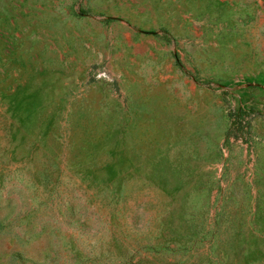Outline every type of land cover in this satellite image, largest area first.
Returning a JSON list of instances; mask_svg holds the SVG:
<instances>
[{"label": "rangeland", "instance_id": "1", "mask_svg": "<svg viewBox=\"0 0 264 264\" xmlns=\"http://www.w3.org/2000/svg\"><path fill=\"white\" fill-rule=\"evenodd\" d=\"M263 105L264 0H0V264H264Z\"/></svg>", "mask_w": 264, "mask_h": 264}, {"label": "trees", "instance_id": "2", "mask_svg": "<svg viewBox=\"0 0 264 264\" xmlns=\"http://www.w3.org/2000/svg\"><path fill=\"white\" fill-rule=\"evenodd\" d=\"M263 111H264V105H263ZM243 113H244V110L237 109V110L231 112V113L229 114V116H232V117H234V120H237L238 117H239V115H241V114H243Z\"/></svg>", "mask_w": 264, "mask_h": 264}]
</instances>
